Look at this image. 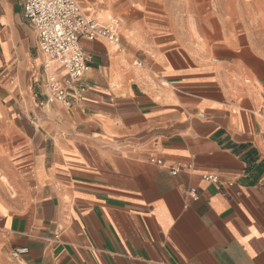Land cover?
I'll return each instance as SVG.
<instances>
[{"label": "crops", "instance_id": "1", "mask_svg": "<svg viewBox=\"0 0 264 264\" xmlns=\"http://www.w3.org/2000/svg\"><path fill=\"white\" fill-rule=\"evenodd\" d=\"M80 5L120 15L121 47L81 39L86 94L49 104L38 31L0 0V264H264L263 22L202 50Z\"/></svg>", "mask_w": 264, "mask_h": 264}, {"label": "built area", "instance_id": "2", "mask_svg": "<svg viewBox=\"0 0 264 264\" xmlns=\"http://www.w3.org/2000/svg\"><path fill=\"white\" fill-rule=\"evenodd\" d=\"M22 1L25 17L38 31L40 48L46 58L43 66L48 103L67 102L70 92L81 98L87 91L84 77L91 65L80 40H105L120 48V20L113 18L98 23L83 12L80 0ZM137 65L143 66L144 63L138 62ZM60 71L65 73L64 76H60ZM204 180L219 183L214 175L204 176ZM191 197L197 199L195 193ZM28 252V248L16 249L12 257L19 259Z\"/></svg>", "mask_w": 264, "mask_h": 264}, {"label": "rangeland", "instance_id": "3", "mask_svg": "<svg viewBox=\"0 0 264 264\" xmlns=\"http://www.w3.org/2000/svg\"><path fill=\"white\" fill-rule=\"evenodd\" d=\"M120 5L130 22L167 19L188 43L202 50L213 47L215 39L239 40L264 24V0H120ZM117 19L122 26L120 15Z\"/></svg>", "mask_w": 264, "mask_h": 264}]
</instances>
